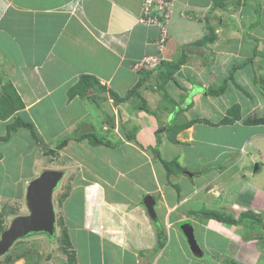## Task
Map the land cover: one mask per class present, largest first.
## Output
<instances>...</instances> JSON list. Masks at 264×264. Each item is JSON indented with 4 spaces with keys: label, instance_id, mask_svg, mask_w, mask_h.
Listing matches in <instances>:
<instances>
[{
    "label": "crops",
    "instance_id": "1",
    "mask_svg": "<svg viewBox=\"0 0 264 264\" xmlns=\"http://www.w3.org/2000/svg\"><path fill=\"white\" fill-rule=\"evenodd\" d=\"M143 1L0 0V100L6 101H0L4 115L0 112V137L11 124L4 120L13 122L22 109V120L31 117L33 127L40 119H56L50 131L61 136L57 126L63 137H70L64 148L84 144L80 152L93 155L65 194V219L56 218V230L67 236L74 233L77 239V264H92L93 259L98 264L196 263L176 227L183 220L198 229L202 255L223 257L232 244L239 250L233 259L263 264L264 247L258 253L246 251L252 240L258 243L257 236L246 238L241 231L257 232V224L264 230V224L255 221L264 213V186L258 184L262 181L256 172L245 169L248 162L244 161L248 145L250 163L257 161L254 155L260 154L258 148L264 144V124L243 123L251 115L264 113V0H232L227 13L219 0H170L163 48L156 44L159 29L136 20ZM147 56L156 62L139 67ZM164 62L179 68L165 70ZM153 74L157 82L149 84ZM85 75L103 88L89 78L90 87L85 84L72 93L73 85ZM229 77L228 88L209 92ZM216 81L221 83L216 85ZM133 88L136 91L118 102L110 94L113 91L124 98ZM7 96L14 100L13 114L5 113ZM233 106H237L238 119L228 116ZM226 117L236 120L220 124ZM80 123L77 135L93 130L111 146L72 142L70 133ZM30 136L27 128L19 127L10 131L8 140L0 141L4 164L20 163L34 141ZM154 147L165 161H175L172 170L164 169L152 152ZM219 159H223L220 165L210 162ZM160 165L164 168L158 174ZM65 176L64 171L62 180ZM143 182L149 183L150 193L137 186ZM77 192L75 202L70 201ZM146 194L155 199L156 220L142 202ZM76 202L82 215L73 225L67 211ZM157 222L166 235L162 247L157 246ZM208 236L214 238L213 243ZM70 262L67 257L65 264Z\"/></svg>",
    "mask_w": 264,
    "mask_h": 264
},
{
    "label": "rangeland",
    "instance_id": "2",
    "mask_svg": "<svg viewBox=\"0 0 264 264\" xmlns=\"http://www.w3.org/2000/svg\"><path fill=\"white\" fill-rule=\"evenodd\" d=\"M214 1H216V0H214ZM219 1L224 4V6H223V9H225L224 13H227L232 9V7H231V1L232 0H219ZM247 1H250V0H247ZM150 4H151V6H150L149 12H147V10H145V4H142V8H141L142 10L140 11V14L138 15L136 20L139 19V22L143 23L144 25H146V26L147 25H153V27H157V29H159V33H158L159 39H156V44L158 47L163 48L164 42L166 41L167 36H168V30L166 28V26H167L166 21L169 18L168 5L170 6L171 3H170V0H150ZM165 5H167L166 6L167 11L164 12V11H162V7H164ZM159 9L162 11L161 17L158 16ZM256 13L262 19L261 15H260V8H257ZM156 18H157V20H156ZM153 58L154 57H149V56L145 57L144 59L141 60L139 67L145 68L144 66H149L150 64L156 62V60L153 61ZM0 70H1V67H0ZM257 72H258V70H256V73ZM173 74L175 77V73H173ZM153 75H154L153 78H150L152 81L149 80V84L151 82H153V84H156L155 81H156L157 75L156 74H153ZM149 76H150V74H149ZM257 76H260L259 78L263 77V75L262 74L260 75L259 73H257ZM159 78H160V76H159ZM259 78H257L256 81H257V84L260 85V88H261L262 81ZM229 82H230V79L226 83L227 88H228ZM220 83H219V81H216V85H218ZM159 84H160V82H159ZM214 86L215 85H213V87ZM3 91L7 92V89L4 88ZM102 93H105V92L103 91ZM245 94H247V91H245ZM18 99L20 100L21 98L19 97ZM0 101L6 102L3 99H1ZM9 108L10 107H9L8 103L6 105H4V110H6V109L9 110ZM26 108H27V106H26ZM20 110H21L19 112L20 114H18V115H20V117L23 118V111H22V109H20ZM0 112H1V115L4 116L3 111L1 109H0ZM27 112H28V110H27ZM41 117H42V115H41ZM30 120H31V117L28 118L26 116L24 121L28 122ZM53 120H56V119L53 118V119L45 121V122L42 119H40L38 122L34 123L33 133L36 134L37 140H34V138H32L30 136V138H32L34 141L31 142L32 145L29 148L28 154L26 156H24L25 158L23 157V159L20 160V163L16 162L14 164V166L9 167V166H7V163L4 164L5 160L2 158V153L0 154V163H1L0 164V173L4 174V179H3V176L0 175V233L3 230L7 229V227L10 225L11 220L14 217L27 213L26 205H25V193H26V188H27L28 182L30 180L34 179L35 176L39 175L44 169H62L65 171L66 176L63 180L61 179L62 182L60 181V184H58V186L54 190V194L52 197V201H53V205H54V211H55V217L57 218V215H58L60 218V216L62 215V219H65L64 218L65 211L63 208V203H66V201H67L65 194L68 191L70 192V190H71L70 188L73 185H75L74 183H72V181H75L76 178L79 177L78 173H80V171H82V170H80L82 168V166H84L85 163L88 162V157H92L93 155L85 153V152L84 153L80 152L81 151L80 148H83L84 144L79 146L77 143H75V144L73 143L70 145V147H67V149L66 148L57 149L56 148V143H57L56 141L60 138H63V131L61 129L59 131L58 127L56 126V128H55L56 133H58L59 135L61 133V136H58V138H57L56 137L57 135L51 134L50 129H51V124H52ZM83 120H86L87 123L89 122V120H87V119H83ZM11 122H12L11 120L7 119V120H4L3 123L7 124V123H11ZM58 124H60V122H58ZM82 124L83 123H80L78 128H76V131H73L72 133H70V136H72V135L76 136L77 135L76 132L79 131ZM212 136L214 138H220L219 134H217V133H213ZM54 138H56L55 143H54ZM225 138H231V137L225 136L224 139ZM75 141L76 140H72V142H75ZM263 142H264V140H263ZM85 145H87V144H85ZM76 148H78L79 150L78 149L76 150ZM50 149H53L55 152L50 153ZM258 149L260 150V154L258 152H256V154L254 156H255V159H257V161H255V162H257L258 165H260L261 169L259 171H256L255 175H256V177H260L262 182H259L258 184L263 187L264 186V144H262L261 148L259 147ZM245 151H246V153L244 154V161L248 162V166H247L248 168H245V169L248 172L249 171L255 172L253 170L255 162L253 164H251L249 161L250 160L249 152L252 151V149L249 147V145L247 147H245ZM158 152L161 155V152L159 150H158ZM240 154H241V152L238 155H240ZM161 157H162V155H161ZM223 159H219L216 162H212V160H210V162L212 163L213 166H216V165L222 164ZM173 163H175L174 160L169 161L168 171L172 170ZM2 166L4 167V173L2 171ZM162 166L160 165L158 174H160V171H162V169L164 168V167L162 168ZM85 167H86V165H85ZM208 168H209L208 170H210V171L213 170V168H211V165ZM220 168H222V167H220ZM214 169H216V167H214ZM95 170L97 171V169H95ZM230 172L231 171H228L227 173L229 174ZM200 173H203V172L199 171V174ZM69 177H71V178H69ZM83 177L86 178V176H84V175H83ZM238 180H239L238 181V183H239L238 187L239 186L241 187L242 180L240 178ZM168 181H169V179H168ZM3 182L5 184L4 187H3ZM165 184L167 185V183H165ZM87 185H89V184H86L85 186H87ZM137 186H142V188L145 187V191H147L149 193L151 192L148 188V186H149L148 182L138 183ZM173 186L175 187V185H173ZM167 187L168 186H166V188ZM79 194H80L79 192L74 193L72 198L70 199V201L75 202V199L78 197ZM153 194L156 195L157 191H153ZM78 209H80V210H78ZM67 212L70 214V220H69L70 223H72L73 225H77L79 223L80 217L82 215V208H80L78 206V203L76 202V204L74 205V208L72 206H70ZM170 218H169V220L173 223L174 219H172V216ZM260 218L261 219L264 218V213L262 211L260 212ZM190 220H192V219H190ZM262 220H264V219H262ZM164 223L165 224H163V226H165V227L169 226L168 223H166V220L164 221ZM190 223L192 224L191 221H190ZM263 223L261 221V224H263ZM236 224L239 226H242L241 222L236 223ZM68 226L70 227V225H68ZM255 226H256V224H255ZM258 226L259 225L257 224V226H256L257 232H254V233L250 229H244L243 231H241V234L244 237L254 238L255 236H257L254 239L257 240L258 243L256 241H253V240H252L251 246H247L245 243H243L247 247V250L245 248L246 251H255L256 250L258 253V252H261L263 250L262 247H264V230H263V228H259ZM176 227H178V226L176 225ZM263 227H264V225H263ZM62 228H65V227L62 226ZM238 230L240 231L241 227H238ZM194 231H195V237L197 239V242L198 243L201 242L200 233H199L198 229H195ZM253 231H255V230H253ZM103 233H105V232H103ZM110 233L106 232V234H108V236H111ZM245 234L247 236H245ZM169 238H171V237H169ZM71 239H72V241H71ZM207 239H208L209 243L214 242V238L211 236H208ZM220 241L217 240V242H218L216 244L217 246L219 245ZM259 242H261V244H259ZM253 244L254 245L256 244L257 247H253ZM78 245L79 244H77V239L74 236V233L68 234V236H67L66 233L59 232L56 230L55 237H53V238H48L47 236H45L42 233H33V234H29L26 237L18 238L16 241H14V244L9 249V251L7 253H5L4 255L0 256V264H62V263L65 264L67 257L68 258L70 257V259H71L70 263L77 264L75 250H76V246H78ZM212 245H214V244H212ZM222 246L224 247L223 243H222ZM213 248H212V250L215 251L216 247L213 246ZM228 248H229L230 252H228L226 249L224 251V253L221 254L223 257H221L219 255L214 257L212 254H208V253H204V255H202L201 257H198V256H195L191 252L192 257L194 258V261H197L196 263H193V264H202V263L203 264H216L215 262H217V261L220 264H228L229 263L228 261L232 260L233 259L232 257L237 255V252H239L237 247L234 248L232 246V244H229ZM240 248H242V247H240ZM68 252H71V256L68 254ZM227 255L229 256V259H228V257H226ZM252 256H253V258H252V260H253L254 255H252ZM262 259H264V258L262 257ZM97 262H98L97 259H93L92 264H98ZM262 262L264 264V260Z\"/></svg>",
    "mask_w": 264,
    "mask_h": 264
},
{
    "label": "water",
    "instance_id": "3",
    "mask_svg": "<svg viewBox=\"0 0 264 264\" xmlns=\"http://www.w3.org/2000/svg\"><path fill=\"white\" fill-rule=\"evenodd\" d=\"M259 169L258 163L253 170ZM62 169H44L36 178L32 179L26 188L25 204L27 214L14 217L7 229L0 234V255L5 254L14 241L31 233H45L53 236L55 230V213L52 203V193L62 179ZM143 204L148 214L156 220L154 209L155 199L150 194L143 197ZM180 231L186 239L191 252L198 257L202 250L196 240L192 225L184 220L178 224Z\"/></svg>",
    "mask_w": 264,
    "mask_h": 264
},
{
    "label": "trees",
    "instance_id": "4",
    "mask_svg": "<svg viewBox=\"0 0 264 264\" xmlns=\"http://www.w3.org/2000/svg\"><path fill=\"white\" fill-rule=\"evenodd\" d=\"M258 7H256V10H257ZM202 42H204V40H202ZM199 43V42H198ZM163 66L165 67V70L168 68V67H173L172 69H178L179 68V65L178 64H172V63H168V62H164ZM169 73H165L164 75H168ZM90 76L88 75H85V77L80 81V83H77L75 85H73L72 87V93H75V92H78L79 89L81 87H83L85 84L86 87H90L93 82H97L98 86L102 87L103 88V85H100L98 80H96L95 78H90L91 80H93V82L90 83ZM231 77H229L228 79H230ZM228 79H224L222 81V83L220 84V86H212L209 90V92H213V94H216V93H220L222 92L225 88H226V83H227V80ZM139 86V83L136 84V89L137 87ZM135 88H133L132 91H129L126 96L124 98H120L118 97V95L111 91L110 94L112 95L113 97V100L114 102H118L120 100H123L125 98H127L129 95L132 94L133 91H136ZM9 104V110L7 109V111L5 113H9L11 114L13 109H15V104L13 103L14 101H12V98L11 97H8L5 98ZM18 100V103L21 104L20 100ZM238 109H237V106H233L232 107V113L228 114L229 115H233L234 114V118L238 119L239 118V114L237 113ZM232 117H226V118H223L221 121H220V124H232L234 122V119ZM243 123L244 124H248V125H256V124H264V113L260 114V115H251L249 117H247L246 119L243 120ZM19 127H24V128H27L32 137L34 138V140H37V136L36 134L33 133V124L31 122H27V121H23L22 118L18 115L14 116V120L13 122H11V124L7 125V130H8V133L5 135V136H2L0 137V141H6L8 140V136L10 134V131L11 130H16L17 128ZM70 139L69 136L67 137H63V138H60L57 140V143H56V148L57 149H62L66 146L68 140ZM74 140H76L77 142H81L83 140H86V142L95 147V146H99V145H105V146H111V143L106 139L105 136H101L99 135L98 133L94 132L93 130H90L86 133V131H82L80 132L78 135L74 136ZM55 151L53 149H50V153H54ZM152 152L153 154L156 156V158H158L161 163L163 164V166L165 167V169L168 170L169 168V162L168 161H165L161 156H160V153L158 152V148L157 147H154L152 148ZM215 216L219 217V215L215 214ZM221 218V217H220ZM264 219V218H262ZM261 218L255 220V221H258V223H262L264 222V220H262ZM224 220L227 221V222H234L233 219H230L228 217H224ZM264 224V223H263ZM65 233V232H64ZM156 233H157V239H158V243H157V246L158 247H162L164 245V242L166 240V235L163 233V230H162V226L158 223L156 224ZM247 238V237H246ZM232 259V258H231ZM229 263L228 264H241L240 262L232 259V260H229L228 261Z\"/></svg>",
    "mask_w": 264,
    "mask_h": 264
},
{
    "label": "clouds",
    "instance_id": "5",
    "mask_svg": "<svg viewBox=\"0 0 264 264\" xmlns=\"http://www.w3.org/2000/svg\"><path fill=\"white\" fill-rule=\"evenodd\" d=\"M145 1H146V0L143 1V4H145ZM166 6H167V5H165V10L167 11V9H166L167 7H166ZM11 114H13V112H12ZM63 171H64V170H63ZM37 176H38V175H37ZM37 176H36V177H37ZM30 181H31V180H30ZM30 181H29V182H30ZM60 181H61V180H60ZM29 182H28V183H29ZM59 183H60V182H59ZM59 183H58V184H59ZM57 186H58V185H57ZM55 189H56V188H55ZM55 189H54V190H55ZM53 192H54V191H53ZM52 196H53V193H52ZM52 203H53V201H52ZM25 205H26V204H25ZM53 208H54V205H53ZM26 210H27V209H26ZM27 213H28V211H27ZM27 213H26V214H27ZM54 213H55V211H54ZM156 217H157V216H156ZM183 221H184V220H183ZM187 221H188V220H187ZM181 222H182V221H181ZM189 222H190V221H189ZM179 223H180V222H179ZM179 223H177V226H178ZM157 224H158V222H157ZM190 224H191V223H190ZM191 225H192V224H191ZM178 228H179V227H178ZM192 228H193V227H192ZM179 230H180V229H179ZM193 231H194V230H193ZM55 233H56V217H55V230H54V234H53V236H49L48 234H45V233H42V234H44V235L47 236L48 238H53V237H55ZM181 233H182V232H181ZM0 234H1V233H0ZM31 234H33V233H31ZM28 235H29V234H28ZM28 235H26V236H28ZM182 235H183V234H182ZM194 235H195V234H194ZM26 236H24V237H26ZM184 238H185V237H184ZM185 240H186V239H185ZM196 240H197V239H196ZM186 243H187V242H186ZM13 244H14V243H13ZM13 244H12V245H13ZM198 244H199V243H198ZM187 245H188V244H187ZM199 246H200V245H199ZM11 247H12V246H11ZM11 247H10V248H11ZM10 248H9V249H10ZM200 248H201V247H200ZM9 249H8V251H9ZM189 249H190V248H189ZM201 250H202V249H201ZM8 251H7V252H8ZM190 251H191V250H190ZM7 252H6V253H7ZM202 254H203V252H202ZM3 255H4V254H3ZM0 256H1V255H0ZM234 260H235V259H234ZM236 261H237V260H236Z\"/></svg>",
    "mask_w": 264,
    "mask_h": 264
},
{
    "label": "built area",
    "instance_id": "6",
    "mask_svg": "<svg viewBox=\"0 0 264 264\" xmlns=\"http://www.w3.org/2000/svg\"><path fill=\"white\" fill-rule=\"evenodd\" d=\"M150 6H151V4H150V0H146V1H145V10H147V12L150 11ZM162 11H164V12L166 11V10H165V6L162 7ZM162 11L159 9V12H158V16H159V17H161V15H162L161 12H162ZM159 17H158V18H159ZM156 20H157V18H156Z\"/></svg>",
    "mask_w": 264,
    "mask_h": 264
}]
</instances>
